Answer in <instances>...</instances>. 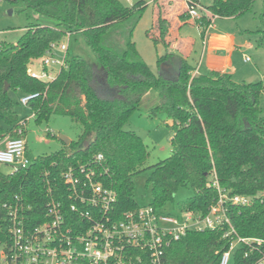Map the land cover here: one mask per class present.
<instances>
[{
  "label": "trees",
  "instance_id": "16d2710c",
  "mask_svg": "<svg viewBox=\"0 0 264 264\" xmlns=\"http://www.w3.org/2000/svg\"><path fill=\"white\" fill-rule=\"evenodd\" d=\"M11 3L19 0H7ZM38 15L52 18L53 26L31 24L16 43L0 42V140L15 136L19 121L12 94L38 92L27 104L35 122L52 115H66L79 124L81 133L63 148L30 158L25 168L0 170V243L10 246L7 206L20 204L26 218L38 222L49 193L66 198L62 174L68 167L85 165L116 193V216L137 208L134 176L149 170L150 202L165 209L181 188L192 195L177 209L198 215L215 202L219 186L231 194L250 197L245 205H231L228 216L241 236L264 239V115L259 106L264 83L236 82L228 72L207 70L193 74L195 66L173 52L157 57V64L172 62L173 77L154 73L139 56L130 39L120 50L114 43L120 26L141 17L147 0L124 5L120 0H20ZM189 4L197 0H187ZM256 0H209L194 22L203 36L215 17L238 18ZM171 0H152L154 19L146 34L154 44L171 47V21L165 16ZM178 18L187 21L186 10ZM260 26L252 31L257 47L264 48V0L257 15ZM78 33L94 54L99 68L78 55L67 56L66 65L48 81L27 74V65L41 57L52 43ZM174 57V59H173ZM175 60V61H174ZM174 61V63H173ZM7 84V86H6ZM151 91L159 95L150 115L159 112L171 121L170 154L144 167L145 144L124 125ZM26 132V127L23 128ZM24 132V133H25ZM50 135V134H48ZM229 239L223 229L188 231L165 249L161 264H218ZM237 246L230 264H255L258 253Z\"/></svg>",
  "mask_w": 264,
  "mask_h": 264
},
{
  "label": "built area",
  "instance_id": "2783aa9c",
  "mask_svg": "<svg viewBox=\"0 0 264 264\" xmlns=\"http://www.w3.org/2000/svg\"><path fill=\"white\" fill-rule=\"evenodd\" d=\"M182 1L193 20L200 18L201 10H206L202 0L192 5ZM66 36L69 38V33ZM67 50L68 45L62 40L52 43L41 57L28 63L27 74L34 79L50 80L51 67L60 70L66 65ZM249 60L248 56L244 58ZM36 61L39 71L33 68ZM192 73L197 74V68ZM38 96V92L22 94L19 103L27 106ZM30 117L33 114L19 121L18 133H22ZM30 162L25 139L7 136L0 147V164L9 165L12 172ZM62 182L67 189L66 198H55L49 193L38 222L26 218L20 204L7 206L10 246L2 249L0 264H161L165 249L186 232L219 228L229 244L218 264H230L237 246L246 248L244 256L251 251L258 253L255 264H264V239L239 235L228 216L231 205L248 204L250 197L231 194L216 180L211 185L217 198L203 215L190 209L168 213L147 204L127 210L119 217L114 211L116 193L96 178L91 167H68L62 174Z\"/></svg>",
  "mask_w": 264,
  "mask_h": 264
},
{
  "label": "rangeland",
  "instance_id": "374dc122",
  "mask_svg": "<svg viewBox=\"0 0 264 264\" xmlns=\"http://www.w3.org/2000/svg\"><path fill=\"white\" fill-rule=\"evenodd\" d=\"M120 1L124 5H130L126 0ZM202 2L207 3L208 0H202ZM147 3L148 6L145 8L141 17L136 15L120 26L114 43L120 50H123L126 47L127 40L130 39L134 42L139 56L154 73L171 78L173 77L172 73L174 71L163 72L157 64V57L164 55L167 51L173 52L174 54L181 53L183 43H177L168 50H166L161 42L154 44L153 40L146 34V31L151 27L154 16L151 0H147ZM260 9L261 0H256L251 10L240 17L235 19L215 17L212 19L210 26L205 30L206 34H230L239 41L240 47L238 51L233 48L231 52H227L228 58H230L228 73L231 74L232 79L236 82L262 81L264 83V48L256 46L255 35L251 33L260 26L257 18ZM204 12L207 13L206 10ZM37 23L53 26L56 24V21L52 18L36 14L31 9H28L20 0L13 3L7 0H0V42L16 43L28 25ZM176 30H178L182 39L188 42L190 52L187 59L189 63L195 66L200 61L199 71H207L200 58L204 34L203 36L200 35L198 25L194 20L190 19L184 22L179 29L174 27L172 34ZM172 34L170 33L171 40H173ZM62 41L68 45V57L78 55L94 68L100 67L94 54L80 34L74 33L69 38L64 36ZM58 56L59 53L57 52ZM244 56L250 57V60L243 61ZM232 61L233 65L230 70ZM162 63L167 64V61ZM33 68L39 71L40 65L38 61L34 62ZM58 70L57 66L51 67L48 79L53 78ZM21 95V92L12 94L16 102L15 108L17 114L20 117L30 116L28 108L19 103ZM158 100L159 95L156 91L148 92L141 101L138 109L132 112L124 125L125 130L133 131L140 136L146 146L148 155L145 159L144 167L151 166L166 158L171 151L170 138L172 132L169 126L171 121L162 112H159L155 116L150 115V109L158 103ZM259 106L261 115H264V93L260 99ZM13 132L15 136H22L25 139L27 155L28 157L34 158L42 154H49L66 146L67 144L59 139V135L67 137L70 141L76 140L81 133V127L66 115H52L48 120H41L38 123L35 122L34 117H30L26 125V132L22 130L20 134L18 133V129ZM0 170L8 173L12 169L9 165L0 164ZM148 173L149 170L146 169L137 173L133 178L134 198L139 206L147 205L150 202V185H146ZM192 193V190L188 187L179 189L174 194L173 202L166 206L165 212H176L178 210V204L187 200ZM2 249L3 245L0 243V253Z\"/></svg>",
  "mask_w": 264,
  "mask_h": 264
},
{
  "label": "crops",
  "instance_id": "0c3cea01",
  "mask_svg": "<svg viewBox=\"0 0 264 264\" xmlns=\"http://www.w3.org/2000/svg\"><path fill=\"white\" fill-rule=\"evenodd\" d=\"M184 10L186 9H185V4L182 0H171V2L167 5L165 16L171 21V28H170L171 34H172V29H174V27L176 29H179L181 25L184 23L183 21H180L178 18V15ZM190 19L193 20L192 18H189L187 21H189ZM172 37L173 40L171 42V47H173L177 43L182 42L183 50L181 53L178 54L187 59L190 52V48L188 47L187 40L182 39L178 30L173 32ZM239 47H240L239 41L236 40L235 37L230 34L204 33L200 58L202 59L203 65L207 70L212 69V70H219L222 72H228L230 66V58H228L227 52L228 51L231 52L233 48H235L236 51H238ZM245 57L246 56H244V58ZM199 65H200V61L195 65V69L197 68L198 73H200ZM232 65H233V61L231 62L230 70L232 69ZM161 70L165 73L168 71L173 72L174 68L172 63L171 62L169 63V61H167V64H164V66L162 65ZM6 137L7 136L3 137L0 140V147L4 145V139Z\"/></svg>",
  "mask_w": 264,
  "mask_h": 264
},
{
  "label": "water",
  "instance_id": "95a60500",
  "mask_svg": "<svg viewBox=\"0 0 264 264\" xmlns=\"http://www.w3.org/2000/svg\"><path fill=\"white\" fill-rule=\"evenodd\" d=\"M162 65H164V64L163 63L160 64V67H162ZM6 86H7V84H6ZM59 139L62 140L65 144H68L70 142V140L63 135H59Z\"/></svg>",
  "mask_w": 264,
  "mask_h": 264
}]
</instances>
